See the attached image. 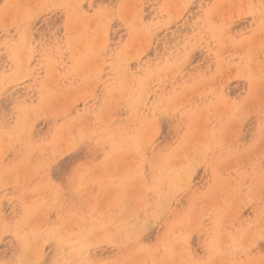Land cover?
<instances>
[{
    "label": "rangeland",
    "instance_id": "obj_1",
    "mask_svg": "<svg viewBox=\"0 0 264 264\" xmlns=\"http://www.w3.org/2000/svg\"><path fill=\"white\" fill-rule=\"evenodd\" d=\"M0 264H264V0H0Z\"/></svg>",
    "mask_w": 264,
    "mask_h": 264
},
{
    "label": "bare ground",
    "instance_id": "obj_2",
    "mask_svg": "<svg viewBox=\"0 0 264 264\" xmlns=\"http://www.w3.org/2000/svg\"><path fill=\"white\" fill-rule=\"evenodd\" d=\"M37 2V1H36ZM24 8V7H23ZM36 9V8H35Z\"/></svg>",
    "mask_w": 264,
    "mask_h": 264
}]
</instances>
